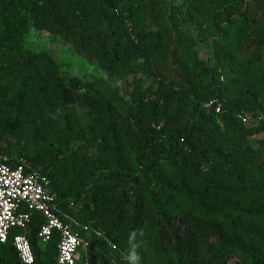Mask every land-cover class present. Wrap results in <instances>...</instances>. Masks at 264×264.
I'll list each match as a JSON object with an SVG mask.
<instances>
[{
    "label": "trees",
    "instance_id": "trees-1",
    "mask_svg": "<svg viewBox=\"0 0 264 264\" xmlns=\"http://www.w3.org/2000/svg\"><path fill=\"white\" fill-rule=\"evenodd\" d=\"M31 27L129 88L61 75L26 47ZM213 98L218 113L202 106ZM0 155L48 176L58 206L109 237L116 249L93 238L89 264H128L111 252L126 255L134 230L139 264H264V0H0ZM39 219L34 264H55ZM0 264H21L11 233Z\"/></svg>",
    "mask_w": 264,
    "mask_h": 264
},
{
    "label": "built area",
    "instance_id": "built-area-1",
    "mask_svg": "<svg viewBox=\"0 0 264 264\" xmlns=\"http://www.w3.org/2000/svg\"><path fill=\"white\" fill-rule=\"evenodd\" d=\"M205 108L220 112L221 103L213 98ZM237 117L247 123L248 115L238 112ZM35 215H39L36 238L46 243L57 238L55 264H79L87 256L90 241L101 239L116 249L108 236L62 210L52 191L51 180L45 174L26 166L18 156L0 155V243L11 233L12 245L21 264H34L28 234Z\"/></svg>",
    "mask_w": 264,
    "mask_h": 264
},
{
    "label": "rangeland",
    "instance_id": "rangeland-1",
    "mask_svg": "<svg viewBox=\"0 0 264 264\" xmlns=\"http://www.w3.org/2000/svg\"><path fill=\"white\" fill-rule=\"evenodd\" d=\"M170 3L177 4L178 0H167ZM187 30H191L195 33V50L201 59H210L212 57V45L208 37L202 33V26L200 25L197 18L193 19V25ZM25 45L28 49L43 52L47 56H50L53 61L58 64L60 74L63 76H76L83 81L90 80L92 78L103 77L106 78L109 83L118 86L122 91L129 88V79H118L114 76L107 74V72L99 66L97 63L92 61L86 54L80 52L76 46L73 44L71 39L51 35L45 31L36 30L31 27ZM205 107V105H202ZM69 108H79V105L69 107ZM62 111V106H60ZM209 110V109H208ZM263 116V115H262ZM251 115L248 114L247 123H250ZM262 133L255 134L251 137L252 141H257L262 138ZM16 141L15 138L9 140L10 145L14 146ZM92 241H90L89 252L93 251V246H91ZM119 253L121 252H111V257L114 262L119 263L122 259H125V255ZM79 261V264H89L88 255ZM123 261V260H122Z\"/></svg>",
    "mask_w": 264,
    "mask_h": 264
},
{
    "label": "clouds",
    "instance_id": "clouds-1",
    "mask_svg": "<svg viewBox=\"0 0 264 264\" xmlns=\"http://www.w3.org/2000/svg\"><path fill=\"white\" fill-rule=\"evenodd\" d=\"M144 232L143 230H134L129 233L128 235V252L125 255V260L128 262V264H139L140 262V255H139V249L141 247L142 241L138 240V237H143Z\"/></svg>",
    "mask_w": 264,
    "mask_h": 264
}]
</instances>
